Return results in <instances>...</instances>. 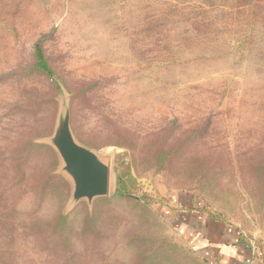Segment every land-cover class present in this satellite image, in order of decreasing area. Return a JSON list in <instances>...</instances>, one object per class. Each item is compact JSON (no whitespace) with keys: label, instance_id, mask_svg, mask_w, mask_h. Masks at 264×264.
I'll list each match as a JSON object with an SVG mask.
<instances>
[{"label":"rangeland","instance_id":"obj_1","mask_svg":"<svg viewBox=\"0 0 264 264\" xmlns=\"http://www.w3.org/2000/svg\"><path fill=\"white\" fill-rule=\"evenodd\" d=\"M38 41L50 79L30 70ZM67 112L109 168L91 203L72 200L51 146ZM23 138L52 152L20 156ZM59 212L74 257L32 235L28 214ZM196 212L235 226L259 258L264 0H0V264H207Z\"/></svg>","mask_w":264,"mask_h":264},{"label":"water","instance_id":"obj_2","mask_svg":"<svg viewBox=\"0 0 264 264\" xmlns=\"http://www.w3.org/2000/svg\"><path fill=\"white\" fill-rule=\"evenodd\" d=\"M50 142L63 163L62 170L71 179V197L74 202L86 200L91 203L96 198L108 195L109 168L98 159L93 150L75 141L68 112L59 122Z\"/></svg>","mask_w":264,"mask_h":264},{"label":"trees","instance_id":"obj_3","mask_svg":"<svg viewBox=\"0 0 264 264\" xmlns=\"http://www.w3.org/2000/svg\"><path fill=\"white\" fill-rule=\"evenodd\" d=\"M30 70L45 76L47 79H50L52 76H54V72L52 68L50 67L47 59L45 58L41 41H38L34 45L33 63H32V66L30 67ZM52 85L55 89H58V86L56 85V83ZM53 104L54 105L56 104L55 101H53ZM54 116L55 115L52 116L50 130L52 129V126H53ZM45 137L46 136H41L37 134L35 135L34 139L35 138L42 139ZM22 140H25V139L23 138ZM25 141H22L21 145L17 146L15 149V152H18V154L20 153V156H22V154L26 151L27 148L29 149L44 148L48 150L49 152H52L48 146L43 145V144L34 143L29 138ZM21 160L22 159L15 158L13 159L12 164H16V166L21 167L22 166ZM63 182H64V187H65V196H67L69 195V185L66 181L63 180ZM125 193H126L125 187L120 185L119 183L117 187V191H116V196L121 197L123 199H128L129 197ZM104 201H107V200H104ZM27 216H28L29 224L30 222H33V225H35V226H32V228L37 229V233L35 230H33L34 231V233L32 234L33 236H36L39 239H41L42 237L43 239H45L46 242H48V240L52 241L53 249H59L60 251H62V253L71 254V256L74 257L73 255L75 253V249L69 237L70 228H69V223H68L66 216H64L61 212H59L55 214L51 220H42V219L36 218L34 220L31 219V221H30V218H31L30 214H28ZM209 216L214 220H220L218 219V217L214 215L210 214ZM244 239H245V242L249 240L248 237L246 236H244Z\"/></svg>","mask_w":264,"mask_h":264},{"label":"crops","instance_id":"obj_4","mask_svg":"<svg viewBox=\"0 0 264 264\" xmlns=\"http://www.w3.org/2000/svg\"><path fill=\"white\" fill-rule=\"evenodd\" d=\"M196 213V215H204L207 219L205 220L199 216L198 226L201 228L199 234L205 238L206 242H208V239H210V242H214L210 250H206L208 245L203 248L207 252V264H264L263 244H256L255 249L258 250L260 256L254 258L252 240L249 239L245 242V235L235 226L228 225L221 220H214L206 213ZM211 227H214L216 231H211Z\"/></svg>","mask_w":264,"mask_h":264}]
</instances>
